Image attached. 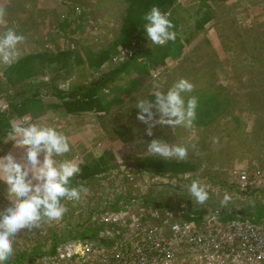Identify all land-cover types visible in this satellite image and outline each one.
<instances>
[{
	"label": "rangeland",
	"instance_id": "1",
	"mask_svg": "<svg viewBox=\"0 0 264 264\" xmlns=\"http://www.w3.org/2000/svg\"><path fill=\"white\" fill-rule=\"evenodd\" d=\"M125 7L123 0H0V34L14 28L23 35L24 39L17 45L19 58L28 53L78 50L83 64L76 66L68 75L61 71L55 79L58 87L68 85L67 90H70L77 84L87 85L109 68L117 67L116 64H103L94 69L90 62H93V53L97 54L114 42ZM210 10L212 18L199 29L197 21ZM168 13L179 19L177 33L182 38L181 53L158 69H153L146 60H138L141 64L136 70L120 72L109 80L99 92L106 102L103 114L100 113L103 116L100 117L96 111L64 114L56 109L42 110L10 121V126L23 120L62 131L68 138L71 151L57 157L58 160L75 159L84 163L92 157L102 156L108 165L120 163V166H125L128 172L136 175V180L124 178L121 183L113 170L94 176L78 201L64 202L67 211L59 221L42 219L38 226L17 234L14 253L8 264H28L29 259L35 264L29 252L48 251L53 244V232L60 241L69 237L68 230L82 222V225L89 223L87 215L92 214L89 205L95 198L108 195L110 190L105 184L113 181L117 188H122L119 193L113 191L114 196L121 197L119 202H113L116 208L123 203L149 200L151 196L156 199L167 197L166 189L173 185L188 199V185L193 180L208 186L209 199L203 205L189 198L194 206L204 209L206 215L213 214L216 207L227 209L225 214L232 215L234 208L256 202L264 204V0H179ZM70 23L74 30L70 29ZM121 49L126 51V47L117 46L111 55ZM5 67L0 65V110L7 107L15 91H28V82H50L56 76V72L48 68L43 74L32 75L28 82L25 79L14 87L3 73ZM180 78L193 84V94L213 93L221 103L216 110L219 117L203 128L193 124L191 127L156 124L151 129L152 135H147V125L136 119L138 109L135 102L151 99L154 83L160 85L159 90L166 91ZM186 94H182L185 100ZM43 101L47 105L54 102L56 106L58 100L44 97ZM222 107L225 110L221 112ZM122 127L132 129L133 137L128 141L118 138L117 132ZM1 139V156L9 152L17 158L23 155L22 146L15 147L7 137ZM152 139L188 149L185 159L198 165L193 172L183 174L188 182L173 185L164 184L161 180L158 183L155 179L152 182L151 175L133 172L135 156L153 155L146 149ZM241 169H246L250 177L256 176L257 186L246 192L237 187L236 171ZM5 189L6 185L0 182V208L9 203ZM149 192L153 194L148 195ZM225 194L231 199L220 206L217 202L223 201ZM176 200L177 196L169 197L171 203ZM204 219L202 216L201 221ZM176 220L169 221L166 229L169 230ZM207 253L213 252L200 250L199 255L207 259L210 256ZM180 255L186 259L195 258L187 255V251Z\"/></svg>",
	"mask_w": 264,
	"mask_h": 264
},
{
	"label": "clouds",
	"instance_id": "2",
	"mask_svg": "<svg viewBox=\"0 0 264 264\" xmlns=\"http://www.w3.org/2000/svg\"><path fill=\"white\" fill-rule=\"evenodd\" d=\"M170 13L157 6L143 16L142 29L148 41L164 45L176 39ZM24 39L14 28L0 34V65L10 66L17 62V45ZM193 84L178 79L166 91L158 83L153 84L152 98L135 102L136 119L147 125V135H152L156 124L191 127L197 108V98L185 100L183 93H190ZM7 140L15 147H23L24 153L17 158L11 152L0 156V182L6 185L9 203L0 208V264H8L14 253L17 234L24 229L39 225L42 219L59 221L67 211L64 200L78 201L87 189L83 185L72 186V179L81 172L82 161L61 159L71 151L66 135L52 126L38 122L19 120L12 124ZM6 140V141H7ZM149 153L163 158L184 160L188 149L182 145H169L161 139L147 143ZM208 186L199 180L188 185V192L196 203L203 205L209 199ZM231 199L223 197L226 203Z\"/></svg>",
	"mask_w": 264,
	"mask_h": 264
},
{
	"label": "trees",
	"instance_id": "3",
	"mask_svg": "<svg viewBox=\"0 0 264 264\" xmlns=\"http://www.w3.org/2000/svg\"><path fill=\"white\" fill-rule=\"evenodd\" d=\"M127 7L125 8L124 14L120 22V28L118 33L115 35L114 42L110 47H106L99 51L97 54L93 53V62H90V66L100 67L101 64L108 60L112 49L117 46L128 47L131 57L129 60L119 65L114 69L108 70L101 77L90 81L87 85L77 84L70 91L66 92L61 90L55 83V79L61 71H64L65 75H68L78 65L83 64V58L77 54L75 50H60L57 52H38L28 53L23 57L19 58L16 63L7 66L3 73L6 74L7 80L12 86H17L20 82H27L32 75H41L45 69L50 68L51 71L56 72V76L52 77L50 82L35 81L28 82L30 89L28 91L17 90L9 98L7 107L0 110V142L2 137H7V133L10 130V121L19 117L22 118L28 114L35 115L42 110L54 111L64 114H78L88 111H96L98 113L104 112L105 104L102 97L99 95L102 87L116 76L120 72H129L136 70V67L141 63V60H146L153 69L163 67L169 59L176 58L183 49V43L180 41L182 38L178 35V29L180 27L179 19L171 17L170 19L173 24V31L176 33V39L169 41L164 45L152 44L144 35L142 24L143 16L148 12L152 6H157L162 12H168L171 7L177 2V0H125ZM199 13V12H198ZM212 18L211 10L204 12L203 16L197 21V27L201 29L204 24ZM71 25V23H70ZM70 27V26H69ZM72 25L70 27L72 29ZM137 38L136 44L133 45V40ZM147 74V73H146ZM196 89V88H195ZM195 96L197 98L196 117L193 121V125L198 127H208L214 122L220 115L218 110L221 104L219 99L213 93H197V94H186V100L189 97ZM44 97H48L51 100H58L56 106L54 102H50L49 105L44 103ZM43 99V100H42ZM221 112L224 109L222 107ZM118 138L122 141H128L133 137L132 129L129 127H122L117 132ZM3 152L0 150V156ZM110 161V160H109ZM108 161V162H109ZM135 167L132 170L139 172H147L156 176L171 177L176 174H183L185 172H193L198 168V165L191 160L184 159L177 161L174 158H163L156 155H142L135 156L134 159ZM120 163H112L108 165L105 158L102 156H96L90 158V160L81 163V172L78 176L72 179V186L83 185L87 180L94 178L95 175L100 173H107L119 166ZM185 175V174H184ZM166 192H174L171 189H166ZM162 196V193H158ZM148 195H152L149 192ZM185 197V194L181 198ZM188 197V196H187ZM212 197V196H210ZM163 198V197H162ZM161 203L164 206L174 207L177 203L171 204L169 197L167 200ZM191 200V199H189ZM119 201V198H118ZM63 202V201H62ZM183 202V201H182ZM149 203V202H148ZM154 204V202H150ZM220 206L224 205L223 201L217 202ZM186 218L190 219V214L194 215V219L200 221V219L206 216V211L198 206H194V202L190 201V206L186 208ZM236 209V208H234ZM238 217L241 219H249L256 222L264 221V204L254 203L243 206L242 208L233 210L232 215L221 213L220 219L226 220L228 218ZM193 218V217H192ZM95 233L93 231H87L79 233L76 231V236L80 237H93ZM72 236V233H69ZM53 244L50 246L48 252L54 251L55 244L59 242V237L52 233ZM44 253V252H42ZM42 253L31 252L28 255L35 254L34 258L38 257ZM18 255L17 257H19Z\"/></svg>",
	"mask_w": 264,
	"mask_h": 264
},
{
	"label": "built area",
	"instance_id": "4",
	"mask_svg": "<svg viewBox=\"0 0 264 264\" xmlns=\"http://www.w3.org/2000/svg\"><path fill=\"white\" fill-rule=\"evenodd\" d=\"M113 171L121 183L124 178L131 181L136 180V175L128 172L125 166H119ZM236 173L237 184L247 187L257 186L256 178H254L256 176L250 177L246 169H241ZM183 174H187V172ZM153 176L155 178V175ZM105 185L110 192L91 202L89 208L90 206L94 208L96 216L95 220H90L87 226L95 228L96 232L100 230L104 242L76 237L62 238L55 244L52 254L40 255L41 258L35 264H264V227H261L262 224L258 228L248 220L233 219L227 220L226 225L220 226L212 214L206 215L203 222L192 221V246L194 245L203 252L213 251L215 254L205 259L197 253V256L192 260L186 259L178 253L159 247L161 246L159 244L151 245L153 240L158 242L166 239L164 236L156 233L148 236L138 232L129 233L124 224V216L128 215V210L119 213L104 211L105 203L115 201L113 191L119 193L122 190V188H117L115 181ZM132 204L135 205L133 202ZM127 206L128 204L124 203L121 207ZM163 209H158L155 214L160 213ZM182 215V211L170 209L158 220L164 222L170 218H177L184 224L188 223L182 219ZM194 223H201L199 229H194ZM253 227L255 231L252 229ZM171 228L176 236L178 234L182 236L187 232V230L182 232L183 228L177 225ZM249 228H251L250 231ZM121 235L125 236L124 244L118 242ZM254 235L257 238L255 242L252 240ZM108 240L113 241L107 243ZM219 251H221L220 254L217 253ZM255 251H258V256H254Z\"/></svg>",
	"mask_w": 264,
	"mask_h": 264
},
{
	"label": "bare ground",
	"instance_id": "5",
	"mask_svg": "<svg viewBox=\"0 0 264 264\" xmlns=\"http://www.w3.org/2000/svg\"><path fill=\"white\" fill-rule=\"evenodd\" d=\"M123 1L125 2L126 7H127L126 1L125 0H123ZM178 2H179V0H177V3ZM136 41H137V38H135L133 40L132 44L135 45ZM118 47H120V46H118ZM126 52H128L129 55H126ZM130 57H131V54H130L129 48L126 47V51L125 52H124L123 49H121V50L116 51L114 55H111V53H110L108 60L103 62L101 64V66H103V64L104 65L105 64H112V65L116 64L117 67H118L119 65H121L124 62H126L127 60H129ZM100 67H93V68L94 69H99ZM109 69H112V68H109ZM69 87H68V85H67V87L59 86V88L61 90L66 91V92L70 91V90H67V88H69ZM102 100H103L104 103H106L104 101L103 97H102ZM100 113L103 114V112H100ZM100 113H98L99 116L100 117L103 116ZM25 117L26 116H24L22 118H25ZM201 128H203V127H201ZM119 166H120V164H119ZM133 172L134 173H138V174L146 173V175L148 174V175L152 176V177H150L152 182L155 179V180H157L156 182L159 183V180H161L160 182H162L164 184L173 185L172 183L177 184V183H181L182 181L188 182V180H189V179H187V177H183L184 176L183 174H176V175H172L171 177H164V176H156L155 175V178H154V176L152 174L147 173V172H139V171H135V170H133ZM99 175L101 176V175H103V173L97 174L95 176L97 177ZM192 179H193V176H192ZM91 180H93V179L87 180L86 183H85V186L89 185ZM85 186H83V187H85ZM237 187L239 188V190H241L243 192L248 191L249 188H250V187H247V186H242L240 184H238ZM174 188H175L174 185L170 186V189L173 190L174 192H172V193H168L167 192V197H171V199L174 198V196H177L176 202H173V203H177L178 202V204H176L174 207H172V206H164L161 203V199L160 198L156 199L155 197L151 196V198L149 200L132 201L133 203H135V205H133L132 202L129 203L127 200H125V202H128V203H125V204H128L127 207L116 208V206H114V203H116L118 201V198H119V201L121 200V197L116 195V196H114V199H115V201H113L114 203L113 202L105 203L103 205V209H104V211L109 210L112 213H119V212L128 210V215L124 216V219H125L124 224H125V227L127 228V230H129V233L138 232L139 234H142V235H145V236L146 235L147 236L151 235L152 233H156V234L164 236L166 238V239L160 240L158 242L153 240L151 242V245L155 246L156 244H159V245H161L159 247H163L165 250H169L171 252H175V253L180 254L182 251H187V255H189V256L191 255L192 256V254H194V256H197V253H198V255L200 254V250L197 249L194 245L192 246V221H194V222H202L201 221L202 218L200 219V221H197V220L194 219V215L193 214H190V216H191L190 219L186 218V213H188L186 208L188 207V205L190 206V201H191V200H189L190 197L186 194L188 196V199H186V197L181 198L182 197V195H181L182 193L181 194L178 193L179 191L175 190ZM175 192H177V193H175ZM159 193H162V192H159ZM178 195H180V196H178ZM167 197H163L162 200L165 201V199H167ZM64 202H71V200H64L63 203ZM150 202H154V204H151ZM173 203H171V204H173ZM191 204H192V201H191ZM162 208H164V209L160 213L155 214V212L158 209H162ZM170 208H172V210L182 211L183 212L182 219L187 221L188 223L184 224L177 218H170L168 220H165L164 222L159 221L158 218L161 217V216H164L168 212V210H170ZM90 209L92 211V214H91V216H90V214H88L87 218H89V221L90 220H95V216L96 215H95L94 208L91 206ZM223 212L224 213L227 212V209L220 210L218 207H216L215 210L213 211V214H212V216H214L215 219L218 220V221H216V223L218 225H220V226L226 225L227 224V220L239 219V220H248V221L252 222L255 227H258V228L261 226V224H262L261 227L262 228L264 227V221L256 222V221H252V220H249V219H241V218H238V217H232V218L230 217V218H228L226 220H221L220 219V215H218V213H223ZM173 219H177V220H176V222H174L171 225V227L174 226V225H177V226L183 228L182 232L187 230V232H185L182 236L180 234H178L176 236L175 232L173 231V229L171 227H170L169 230L166 229V224L169 221L173 220ZM82 224H83V222L81 223V225H78L74 229L72 236H69V237H76V238H81V239H88V240H92V241H97V242H104V238L102 237L100 230L98 232H96L95 228H88L87 227L88 223H85L84 225H82ZM199 225H200L199 223H194L193 224L194 229H199ZM252 229L254 230V227ZM84 230L94 231L95 235L93 237H84V238L80 237V236H76V231L80 232V231H84ZM250 230H251V228H249V231ZM187 234H189V235H187ZM180 237L182 238V241H181ZM89 238H91V239H89ZM252 240L254 242L257 241V238H256L255 235L252 236ZM112 241L113 240H108L106 242L107 243H109V242L111 243ZM118 242H121V244H124L125 236L121 235L118 238ZM192 250H193V253H192ZM48 251H45L44 253H42L40 255H43L45 253H49V254L53 253V252L50 253ZM217 253L220 254L221 251H219ZM207 254L214 255L215 252L207 253ZM40 255L38 257H36V258H34L35 255H31L30 257L33 258V261H35V263H37V261L41 258ZM50 256H52V255H50ZM199 256H203V255H199ZM254 256H258V251H255Z\"/></svg>",
	"mask_w": 264,
	"mask_h": 264
},
{
	"label": "crops",
	"instance_id": "6",
	"mask_svg": "<svg viewBox=\"0 0 264 264\" xmlns=\"http://www.w3.org/2000/svg\"><path fill=\"white\" fill-rule=\"evenodd\" d=\"M6 68V67H5ZM5 71V70H4ZM235 210V209H234ZM228 211V210H227ZM76 227H74L73 229H71V230H68V233H72L73 234V231H74V229H75ZM51 228H49L48 230H50ZM87 231H91V230H84V231H80L81 233H84V232H87ZM79 232V233H80ZM94 232V231H93ZM48 233H51V232H48ZM53 233H55L56 234V232H53ZM34 251V250H33ZM33 251H30L29 253H31V252H33ZM31 255H29V257H30ZM28 264H32V261H30V259L28 260Z\"/></svg>",
	"mask_w": 264,
	"mask_h": 264
},
{
	"label": "water",
	"instance_id": "7",
	"mask_svg": "<svg viewBox=\"0 0 264 264\" xmlns=\"http://www.w3.org/2000/svg\"><path fill=\"white\" fill-rule=\"evenodd\" d=\"M49 236H50V234H49ZM43 238H44V240H46V239H47V237H45V236H44ZM39 242H40V241H38V243H39ZM30 261H31V259H30Z\"/></svg>",
	"mask_w": 264,
	"mask_h": 264
},
{
	"label": "flooded vegetation",
	"instance_id": "8",
	"mask_svg": "<svg viewBox=\"0 0 264 264\" xmlns=\"http://www.w3.org/2000/svg\"><path fill=\"white\" fill-rule=\"evenodd\" d=\"M33 255H35V254H33Z\"/></svg>",
	"mask_w": 264,
	"mask_h": 264
}]
</instances>
